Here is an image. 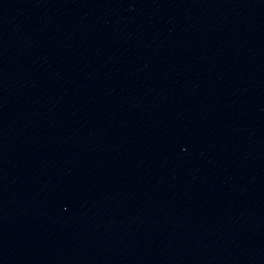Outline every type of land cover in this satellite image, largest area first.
Here are the masks:
<instances>
[{
    "label": "water",
    "instance_id": "1",
    "mask_svg": "<svg viewBox=\"0 0 264 264\" xmlns=\"http://www.w3.org/2000/svg\"><path fill=\"white\" fill-rule=\"evenodd\" d=\"M0 264H264V0H0Z\"/></svg>",
    "mask_w": 264,
    "mask_h": 264
}]
</instances>
